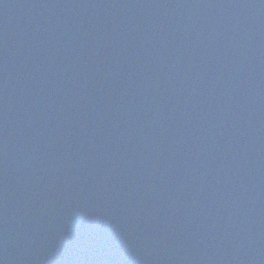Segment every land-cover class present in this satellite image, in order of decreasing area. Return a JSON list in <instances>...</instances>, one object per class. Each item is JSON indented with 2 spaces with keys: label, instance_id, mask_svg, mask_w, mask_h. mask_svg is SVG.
<instances>
[{
  "label": "water",
  "instance_id": "obj_1",
  "mask_svg": "<svg viewBox=\"0 0 264 264\" xmlns=\"http://www.w3.org/2000/svg\"><path fill=\"white\" fill-rule=\"evenodd\" d=\"M0 264H264V0H0Z\"/></svg>",
  "mask_w": 264,
  "mask_h": 264
}]
</instances>
